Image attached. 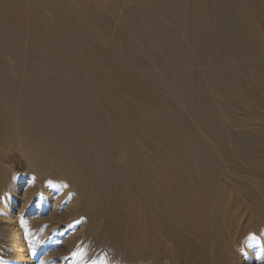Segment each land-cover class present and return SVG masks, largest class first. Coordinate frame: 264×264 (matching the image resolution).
<instances>
[{"label": "bare ground", "instance_id": "bare-ground-1", "mask_svg": "<svg viewBox=\"0 0 264 264\" xmlns=\"http://www.w3.org/2000/svg\"><path fill=\"white\" fill-rule=\"evenodd\" d=\"M84 1L75 0L76 4L82 5L86 11L88 8ZM124 1L126 4L120 6L102 5L90 11L89 22L97 25L101 31L110 33L111 41L107 43L89 35L81 36V33L86 34V29L77 26L63 12L62 9L67 8L68 5L60 0H43L44 11L50 13L51 20H46L45 14H42L37 4H34L28 11V16L32 19L30 22L25 13L14 16L4 11V6L0 4V45L1 51L7 52L0 69L7 67L15 74L19 73L20 69L16 68L18 64L15 66L17 59L12 52V44L17 35L16 38L24 42L25 50L29 48L33 52V55L27 54L29 57L22 56V64L29 61L31 64L40 62V66H44L43 69L47 68L48 71L76 75L84 90H88L92 83H97L102 90L116 96L123 104L121 105L124 107L123 113L112 117L111 110L107 108L103 131L111 139H115L113 136L115 134L120 135L119 143L115 144V140L103 147L101 152L107 158H116L123 166H134L135 169L139 167L131 150L132 140L125 132L127 130L125 123L115 122L118 118H131L136 121L147 119L148 126L153 129V135L147 132V137L159 138L165 146L174 144L175 129L181 126L184 128L186 126L189 130L199 129L200 133H193L191 137L197 145L192 149L195 156L191 159L190 166L199 171L198 174L200 173V176L195 178V182H205L213 178L224 179L225 181L218 185L210 186V183L206 182L209 196L215 195L216 192L219 194L227 187H238L242 194L246 190L252 191L254 204L251 213L264 220V140L255 139L254 142H250L247 138L251 129L256 130V134L253 133L257 137H264V0ZM156 16L161 18L160 23L154 19ZM168 23L174 25L179 37L182 38L180 46L174 41L173 33L167 29ZM185 47L188 53L184 51ZM150 48L157 49L161 57L155 56ZM44 51L50 53L46 54ZM56 62L62 63L60 65L63 68L55 67ZM22 67L24 68V65ZM142 71L146 72L148 78H141ZM201 71L205 74L204 82H202L204 79H200L203 78L200 75ZM0 78L1 91L5 80L1 75ZM76 82L71 79L65 83L69 93L73 92V85ZM147 85L153 87L162 85L166 89L162 94L164 96L157 94V91H154L156 94L153 93L152 96L140 94V90L147 88ZM253 89L254 91H251ZM202 94L207 97L205 99L208 101V107L203 106ZM188 95L192 98V109L189 106ZM73 96L75 97L70 101L72 107L81 105L83 111L94 112L91 103L85 97L80 96L79 93ZM97 102L103 107H108L107 101L101 95H97ZM172 110L177 111L176 118L170 113ZM193 110L194 113L196 111L202 114L200 120L193 117ZM68 124L70 130L80 126L79 123ZM91 124L86 123V131H84L86 143L83 141L81 147L89 157L88 170L94 171L97 154L100 151L96 141L101 134L97 135V132L91 129ZM45 126L44 123L33 125L27 123L16 125L10 121L0 123V146L2 141L13 137L23 140L24 135L31 137L30 140L35 143L34 140L40 138ZM203 126L205 130L202 129ZM142 131L137 129L135 132L139 139L146 137ZM70 137L74 139L73 134H70ZM202 140H204L203 144ZM26 144L27 147L30 146L28 141ZM81 147L78 148L79 152L82 150ZM29 149L33 150L31 147ZM55 151V158L60 165L62 164L63 169L60 167L58 171L61 172L57 173V171L54 176H64L71 186L62 188L60 184L55 185L57 190L43 188L34 203L26 199L24 205L31 204L27 207V214L36 218L34 220L36 223L29 227L30 230L32 229L29 232H33L29 234L31 242H27L28 234L22 235L25 223L21 213L17 212V215H14L10 212L12 201L19 188L5 190V186L0 187V264H38L33 259L32 250L40 247L49 251L59 249L47 253L49 255L45 254L43 262L47 258L49 264H74L76 263L74 261H77L72 255L76 252L74 246H77L79 234L75 230L68 232V225L63 226L59 220L43 226L40 222L42 219H39V216L46 213L56 217L61 211L72 209L86 193V188L79 184L84 183L85 176L77 173L72 167L74 152L64 150L60 145L56 146ZM169 158L162 156L160 162L170 161ZM14 177H18V174ZM61 182L62 180L59 183ZM10 185L12 188L13 185ZM23 188L22 196L30 198L35 194L32 190H26V185ZM101 190L107 191L94 183L88 188L90 193ZM200 202L190 198L184 201L182 206L170 204L166 207V202L157 201L158 210L165 209L164 213L170 219L181 223L180 226L188 231L187 233L191 232L188 239L182 241L181 247L175 249L178 256L176 264H219L229 246L240 240H246L245 250L249 253L240 257L237 264H254L261 245L254 236L256 227L252 226L249 220H239L238 227L243 228H236L233 235L229 230L221 231L219 234L210 231V228L198 229L192 233L194 219L187 222L188 219L184 218L186 212H193L195 207V217L202 219L210 215L206 209L205 211L199 209L202 205ZM100 205L104 206L105 210L113 208L110 201ZM224 222L217 220L215 223L222 226ZM61 227L64 229L59 230ZM49 232L53 234L50 237ZM174 235L172 233L169 237L175 239ZM39 236H42L41 239L39 241L35 239L33 243L34 238ZM63 251L67 255L57 256ZM255 253L257 254L254 255Z\"/></svg>", "mask_w": 264, "mask_h": 264}, {"label": "rangeland", "instance_id": "rangeland-1", "mask_svg": "<svg viewBox=\"0 0 264 264\" xmlns=\"http://www.w3.org/2000/svg\"><path fill=\"white\" fill-rule=\"evenodd\" d=\"M60 1L68 5L67 8L62 9L63 12L66 13L77 26L86 29V34L81 33V36L89 35L104 43L111 41L110 33L101 31L97 25L89 22V16H91L90 11L102 5L112 6L115 4L114 6H120L123 3L126 4L124 0H85L84 2L88 8L85 11L82 5L79 3L76 4L78 1ZM0 4L4 6V11L14 14V16L21 13H25L28 16V11H30L34 4H37L38 9L42 11V14H45L44 18H46V20L52 19L50 13L44 11L43 0H0ZM154 19L158 23L161 21V18L158 16ZM28 20L29 22L30 20L32 21L31 17H29ZM167 29L173 33L172 36L174 41L180 46L182 38L179 37L174 25L168 23ZM16 36L12 44V52L17 59L15 66L18 64L16 68L20 70L18 74H15L13 70L7 67L0 69V75L5 80V85H3L4 87L1 86V89H3L0 91V123L10 121L16 125L24 123L29 125L44 123V125H46L44 131L40 134V138L34 140L35 143L30 140L31 137H26L24 135L23 140L18 137H13L11 139L16 138V140L6 139L2 141L0 146V187L5 186V190L16 187L19 188L12 201L13 205L10 212L14 215H17V212L21 213L22 220H24L25 223V229L23 228V232H25H22V235L28 234L26 237L28 238L27 242H31L29 241L31 238L29 234L33 232H29V227L36 223V221H34L36 218L27 214V207L31 206V204L24 205L25 201H27L26 199L30 200V203H34L38 196H40L41 191H43V188H45V190H52L55 189V185L59 184L60 186L62 185V188H70L69 186H71L64 176H61L62 178L54 176L58 169H60V167L62 168V164L60 165L57 158H55V148L60 145L64 150L74 152L75 159L72 167L77 173L82 174L83 177L85 176L84 183L80 182L79 184L81 187L86 188V193L77 201V204L72 209L69 208L70 210L66 209V211H61L60 215L56 217H52L50 214L46 213L39 216V219H42L40 222L43 226L59 220L62 222L63 226L68 225V232L75 230V232L79 234V240L76 243L77 246H74L76 252L72 255L74 259H77V261H74L76 262L74 264H176L178 256L175 249L176 247H181L182 241L188 239L191 232L187 233L188 231L180 226L181 223L170 219L168 215L164 213L165 209H159L160 212L158 213L157 201L163 200L166 202V207H169L170 204H180L182 206L184 201L190 198L193 201H201L200 203L202 205L198 208L201 211H205L206 209L210 214L208 217L200 219L194 216V211H196L195 207H193V212H186L184 218L186 217V220L188 219L187 222L194 219L192 222V233L198 229L203 230L204 228H210V231L219 234H221V231L225 232L229 230L230 234L233 235L235 229L240 228L238 227V221L247 219L252 226L256 227L254 236L258 239L257 243L261 245L259 256H257L260 259L257 258L254 264H264V220L260 216L257 217L256 214L251 213V208L254 204L252 201V191L246 190L243 191L242 194V192L238 190V187H227L221 190L219 194L216 192L215 195L209 196L207 194L206 182L210 183V186H212L218 185L225 180L222 178H213L205 182H195V178H197L200 173L198 174L199 171H196L190 166L191 159L195 156L192 149L197 145L191 137L193 133L199 134V129L194 128L193 130L191 128L190 131L186 126L185 128L181 126L175 129L174 144L165 146L159 138L153 137L152 139L147 137V132L153 135V129L148 126L149 123L147 119L136 121L131 118L126 119L121 117L118 118L120 120L117 119L115 122L125 123V128L127 129L125 132L132 140L131 150L136 157L135 161L139 167L135 169L133 168L134 166H123L116 158H107V156L101 152L103 147L106 145L108 146V144L115 140V144L119 143L120 135L115 134L113 135L115 139H111L109 135L103 131V123H106L104 115L107 114V108L111 110L112 117L118 116V114L120 115L124 110V107L121 106L123 104L117 100L118 98L116 96L102 90L100 88L101 86L97 83H92L88 90H84L79 78L74 74L48 71L47 68L43 69L44 66H40V62L31 64L29 61V63L22 64V56L27 54L33 55V52H31L29 48L25 50L24 42L17 39ZM64 43L66 42H63V44ZM150 50H152L155 56L161 57V53L157 49L150 48ZM184 51L186 52L188 49L185 47ZM44 52H46V54L47 52L50 53L49 51ZM6 53L7 52L1 51L0 45V65L2 66ZM71 54H73V51ZM27 57L29 56L27 55ZM19 59H21V61ZM60 64L62 63L56 62L55 67L61 66ZM22 65H24V68H21ZM60 68H63V66ZM202 72L203 71H201L200 75H202L203 78L200 79H204L202 81L204 82L205 74ZM141 73L142 76H140L142 79L148 78L146 72L142 71ZM71 79L77 82L73 85V92L69 93L65 88V83L71 81ZM146 87L147 88H142L139 93L151 96L153 93H157L161 96L166 90L162 85H155L154 87L147 85ZM154 91L157 92L155 93ZM251 91H254V89ZM78 93L91 103L94 112L87 113L83 111L81 105L71 106L70 101L75 97L73 95ZM97 95H101L107 101L108 107H103L97 102ZM188 97L190 102L188 98L187 101L190 103L189 106L192 109V98L190 95H188ZM205 98L207 99V97L202 94L201 100L203 106L208 107V101ZM136 101L139 102L138 99H136ZM170 113L173 114L174 118L177 117V111L172 110ZM201 116L202 114L200 112L199 114L196 111L194 113L193 110V117H196V120H200ZM68 123H79L80 126L70 130L68 128ZM86 123H92L91 129L96 131L97 135L98 133L101 134L98 135L96 141L100 151L97 154L94 171L88 170L89 157L81 147L83 141L86 143L84 132L86 131ZM100 124H102V126ZM137 129L143 130L142 132L146 134V137L139 139L135 134ZM202 129L205 130V126H203ZM255 131L256 130L251 129L249 131L251 133L248 132L247 138L250 139L249 141L254 142L255 139L264 140L262 136L257 137ZM253 132H255V134ZM70 134H73L74 139L70 137ZM252 134H254L255 137L252 136ZM155 139L158 140L155 141ZM27 141L30 144L29 147L33 149L32 151L27 147ZM203 141L204 140H202V144L204 143ZM79 147L82 148L80 152L78 151ZM72 149H74V151H72ZM203 151L205 152V150ZM162 156L167 158L171 157L169 158L171 160L164 163L160 162V157ZM38 163L41 164L39 165ZM60 172L61 171H58L57 173ZM194 172L197 173L194 174ZM15 174H18V177H14ZM61 180L62 182L59 183ZM92 183L98 185V187L107 189V191L101 190L97 193L88 192V188ZM10 184L13 185L12 188ZM25 185L27 187L26 190H32L35 196L31 195L30 198H28V196H22L23 187H25ZM55 190H57V187ZM146 191H149V193H146ZM108 201L111 202L113 208L105 210V207L100 205V203L102 204ZM24 206H26V208H23ZM82 206L84 207L82 208ZM181 206L179 207L182 208ZM103 214L106 215L103 216ZM217 220L225 221L223 224L224 226L216 224L215 222ZM170 225L175 228L172 226L170 227ZM226 226L228 227L226 228ZM107 228L109 229L106 230ZM242 228L243 227L240 229ZM63 229L64 228L61 227L59 230ZM114 229H116L115 232H113ZM30 231H32V229ZM172 233L175 234V239L169 237ZM52 235L53 234L49 232L48 236L50 237ZM41 237L42 236L34 238L32 242L34 243L37 239L39 241ZM245 241L246 240L236 241L233 245L229 246L228 251L226 250V254L222 256L224 259L221 258L219 264H237V262L240 261V257L242 258L246 253H249V251L246 252L245 250ZM78 249L80 250L78 251ZM254 250L256 251L257 248ZM53 251H59V249L49 251L42 247L37 250L34 248L32 250L34 254L33 259L37 261L38 264H49V258L44 262L43 259L46 255L53 253ZM256 254L257 253L254 255ZM64 255H67V253L63 251V253L57 256L61 257Z\"/></svg>", "mask_w": 264, "mask_h": 264}]
</instances>
